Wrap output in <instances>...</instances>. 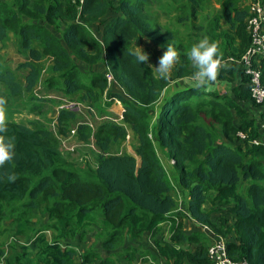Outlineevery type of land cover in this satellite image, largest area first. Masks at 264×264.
<instances>
[{"label": "trees", "instance_id": "trees-1", "mask_svg": "<svg viewBox=\"0 0 264 264\" xmlns=\"http://www.w3.org/2000/svg\"><path fill=\"white\" fill-rule=\"evenodd\" d=\"M185 1L179 5H187L191 13L186 19L180 16L178 23L189 21L186 37L196 29L195 35L219 43L229 65L219 76L231 83L226 92H205L192 84L166 91L167 79L156 77L152 68L130 54L131 43H140L142 35L162 45L173 37L172 32L163 35L142 20L147 0H85L83 4L79 0H0V41L10 31L16 33L30 56L16 69L0 66V83L10 96L34 100L35 111L47 101L35 95L41 72L31 62L40 60L43 48L52 55V70L58 74L47 81L49 90L81 93L84 102L95 106L115 83L118 87L108 93L109 99L122 101L124 123L138 141L134 153L119 152L111 144L116 139L103 133L112 130L116 137L125 136L127 125L102 123L92 136L99 148L92 173L60 163L57 149L49 143L50 130L10 119L8 135L15 137L16 157L0 169L4 173L0 175V228L4 220L12 219L16 233L30 230V218L23 217L38 207L50 220L48 228L37 231L31 241L36 250L25 252L23 246L14 264H95L98 260L117 264L95 250L80 253L71 243L75 228L86 231L95 223L104 233L105 248L113 249L128 237L139 240L148 235L167 264H212L208 249L218 238L225 240L235 261L264 264V107L254 102L250 76L240 62L251 45L250 5L220 0L219 13L200 26L199 11L209 6L204 0ZM52 25L59 35L50 29ZM96 27H103L102 37L93 34ZM183 47L182 43L178 47L181 59L176 71L181 78L192 72ZM100 63L105 68L94 71ZM83 65L88 71L84 74ZM25 70L21 81L18 72ZM111 102L98 108L105 112ZM76 114L73 108L63 107L58 121L61 124L65 117L78 133L84 132L89 127L76 122ZM170 145L167 156L175 159L176 185L158 152ZM8 173L16 174L14 183L7 180ZM175 186L187 198L186 213L180 211ZM187 218L194 220L191 231L185 227ZM164 225L169 237L155 238ZM123 254L128 260L140 254L142 264L148 263L140 247L128 245Z\"/></svg>", "mask_w": 264, "mask_h": 264}, {"label": "rangeland", "instance_id": "rangeland-1", "mask_svg": "<svg viewBox=\"0 0 264 264\" xmlns=\"http://www.w3.org/2000/svg\"><path fill=\"white\" fill-rule=\"evenodd\" d=\"M181 1L187 3L185 0H147V3L142 6V20L147 22L152 29L161 32L163 35H167L169 32L173 33V37L165 42L164 45L152 41L143 35L140 43H136L135 40L131 43L130 46L134 50L137 47H141L146 52L150 53L149 63L153 66L156 65L158 58L166 50L168 44H172L179 51L178 47L182 43L184 46L182 51L188 52L190 47L194 44L193 39L198 42L201 38L205 37L199 36L198 34L195 35V31H197L196 29L192 36L186 37V32L190 27L189 21L185 20L187 21V24L178 22H180V16L186 19V17H188L191 13V9L187 5H179ZM241 1V4L248 5V3L252 4L255 0ZM204 2L209 6V8L206 11H199L198 22H201L200 26L207 21H211L215 17L216 13H219L220 11V0H204ZM110 15H114V13L111 12ZM23 20L27 22L29 18L23 17ZM50 29L53 33L57 34V30L54 25L50 26ZM102 29L103 27L93 28V34L97 37H102ZM111 37L113 39L115 37L114 34H111ZM40 53V60H36L34 58L31 59V62L37 65L41 72V79L35 89V95L38 97L43 96L47 98V101L43 102L41 109L35 111V109L32 108L34 106V100H29L26 96H10L7 88L0 83V96L5 97L8 101V120H20L24 124L33 127H44L50 130L52 133V141H49V143L57 149L60 157V163L63 162L70 167L75 166L78 167L77 169L81 170L88 171L89 169L92 173H94L97 165L96 160H98L97 154L99 153V148H97L96 142L92 136H94L95 132H97L99 126L106 121L127 125L128 128V133L121 137H116L112 130H109L110 133L107 130L104 131V136L111 135L112 141L116 139L113 143H111L112 148H115L117 151L123 153H134L135 147L138 145V141L136 140L137 138L135 134L131 131L130 125L127 123L125 124L124 118H122L124 117V105L121 100V103L117 102L116 99L111 102L108 96V93L113 91V88L118 86L115 83L110 84L108 86V90L101 95L100 101L95 106L86 101L84 102L81 99V93L68 95L65 91L59 89L49 90L48 87L52 88V86H46L47 81L50 78L57 77L58 74L54 73L52 70L54 65L52 55L46 53L43 48H40ZM29 60V51H24L22 49V43L18 34L11 33L10 31L8 37L0 41V66H4V68L16 69L20 62ZM177 65L173 68L170 78L167 79L168 85L165 87V89L167 88L166 91L173 86L192 84L190 77L195 71V68L193 67L191 61L190 66L192 72L182 78L176 76V71L178 70ZM104 68L105 64L100 63L96 65L93 70L102 71ZM152 69L154 75L160 78L155 68L153 67ZM82 70V74L88 72L85 69V65L82 66ZM24 73H27V71L18 72V74H20L18 77L21 81H23ZM217 84V86H214V90H218L219 87L223 86L225 87V92L229 90L231 86L230 81H221L219 78ZM109 101L111 102V105L107 107L105 112H101L98 106L100 104H104V107H106L105 104ZM63 107L75 109L77 113L76 119L78 120H76V122L88 125L89 128L85 129L84 132L78 133L75 125L71 127L73 122L65 117L62 118V123L60 124L58 117ZM119 116L120 118H118ZM73 130H75V133L72 132ZM83 133L86 135V138L82 136ZM158 152L169 171L170 179L173 184L176 185L178 176L172 169L175 159L167 156V153L172 152V145L167 148H160ZM174 194L178 201L179 208L181 209L180 211H185V195L179 186L174 187ZM26 217H28V219L30 218L27 223L30 230L22 234L16 233V226H14L12 219H6L3 221L4 227L0 228V232L3 233L0 236V250L2 252L0 253V264H14L17 262L16 257L18 253L24 251L23 246L25 245V252L35 251L36 249L31 242L33 241V237L41 228L43 230L48 228V224L50 223L49 216L41 207L33 210L31 214H26L23 218L26 219ZM192 225L191 221H186V226L189 227V230H192ZM5 228H8L6 232ZM229 233L230 238L234 240L235 235L233 236L232 232ZM168 237V226L164 225L155 238L167 239ZM70 241L72 244H76L78 246L80 253L95 250L99 252L102 257L110 256L109 258H112L117 264L143 263V260L140 259V254H138L135 260H128L125 258L123 252L128 245H133L143 249L145 253H147V264H167L159 258L155 250V239L150 238L148 235H145L144 238L139 240H133L128 237L125 239L123 244H121V242L113 247V249L105 248L103 245L104 233L100 230L99 223L91 225L86 231H81L79 228H75V235L70 239ZM7 258L12 259L9 262L8 260L6 261ZM100 262L101 261L98 260L94 263L99 264Z\"/></svg>", "mask_w": 264, "mask_h": 264}, {"label": "clouds", "instance_id": "clouds-1", "mask_svg": "<svg viewBox=\"0 0 264 264\" xmlns=\"http://www.w3.org/2000/svg\"><path fill=\"white\" fill-rule=\"evenodd\" d=\"M130 54L139 63L147 65L149 68L154 67L159 77L165 80L170 78L173 68L181 59L180 52L172 44L167 45L166 50L158 58L155 66L149 63L150 53L141 47H137ZM187 58L195 68L190 77L192 86L198 90L203 89L205 92H212L221 72L229 68L219 43L210 40L208 37L201 38L194 43L187 52ZM116 100L120 101V99ZM7 105V99L0 96V169H4L6 165L11 164L16 157L15 137L8 135ZM3 174L0 172V175ZM6 178L12 183L17 179L15 173H8Z\"/></svg>", "mask_w": 264, "mask_h": 264}, {"label": "built area", "instance_id": "built-area-1", "mask_svg": "<svg viewBox=\"0 0 264 264\" xmlns=\"http://www.w3.org/2000/svg\"><path fill=\"white\" fill-rule=\"evenodd\" d=\"M81 4L85 0H79ZM252 15L248 18V30L251 35V45L242 56L240 62L243 63L246 73L250 76V86L254 102L264 107V80H263V62L264 59V3L256 0L250 5ZM234 61L233 57L229 58ZM113 76L109 75V80ZM120 103V101H118ZM264 127V126H262ZM72 132L75 133V130ZM242 139L246 138L243 131L238 132ZM255 139L253 142H257ZM264 141V140H263ZM208 258L212 264H249L247 261H235L229 256L227 243L223 238L216 239L208 249Z\"/></svg>", "mask_w": 264, "mask_h": 264}, {"label": "crops", "instance_id": "crops-1", "mask_svg": "<svg viewBox=\"0 0 264 264\" xmlns=\"http://www.w3.org/2000/svg\"><path fill=\"white\" fill-rule=\"evenodd\" d=\"M241 3H242V1L240 0V4H241ZM250 4H251V3H248V5H250ZM241 5L244 6V4H241ZM217 85H218V84H216V86H217ZM218 91L225 92V87H223V86H222V87H219V88H218ZM117 102H118V100H117ZM74 110H75V109H74ZM186 205H187V198L185 197V203H184L185 210H186ZM183 212L186 213L185 211H183ZM186 221H189V222L192 221V222H193L194 220H192V219H188V218H187ZM189 226H190V225H189ZM185 227H186V230H187V231H191V230H189V227H188V226L185 225ZM155 250H156V247H155Z\"/></svg>", "mask_w": 264, "mask_h": 264}]
</instances>
